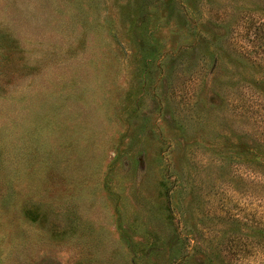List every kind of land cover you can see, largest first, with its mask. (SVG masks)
<instances>
[{
	"label": "rangeland",
	"instance_id": "rangeland-1",
	"mask_svg": "<svg viewBox=\"0 0 264 264\" xmlns=\"http://www.w3.org/2000/svg\"><path fill=\"white\" fill-rule=\"evenodd\" d=\"M0 264H264V0H0Z\"/></svg>",
	"mask_w": 264,
	"mask_h": 264
}]
</instances>
